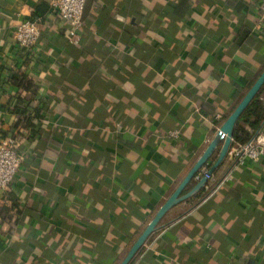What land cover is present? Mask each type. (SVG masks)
<instances>
[{
  "label": "crops",
  "instance_id": "0c3cea01",
  "mask_svg": "<svg viewBox=\"0 0 264 264\" xmlns=\"http://www.w3.org/2000/svg\"><path fill=\"white\" fill-rule=\"evenodd\" d=\"M51 3L0 0V141L25 155L0 199V264H120L263 72L260 8L86 0L71 38ZM24 18L43 26L34 56L12 37ZM213 176L130 264H264V156L227 154Z\"/></svg>",
  "mask_w": 264,
  "mask_h": 264
},
{
  "label": "built area",
  "instance_id": "2783aa9c",
  "mask_svg": "<svg viewBox=\"0 0 264 264\" xmlns=\"http://www.w3.org/2000/svg\"><path fill=\"white\" fill-rule=\"evenodd\" d=\"M260 8V18L256 25L260 29L264 25V0H256ZM86 0H52V12L62 19L68 28L71 38L80 35L84 27V9ZM43 26L40 19H21L12 31L14 41L34 56L42 38ZM179 131H171L170 135L178 136ZM228 155L235 159L237 164L247 161L257 162L264 156V132L256 133L246 142L233 140ZM25 155L18 149L16 139L9 138L0 141V199L13 188L17 175L23 168ZM207 177L208 181H214L213 173L209 168H203L196 178Z\"/></svg>",
  "mask_w": 264,
  "mask_h": 264
},
{
  "label": "water",
  "instance_id": "95a60500",
  "mask_svg": "<svg viewBox=\"0 0 264 264\" xmlns=\"http://www.w3.org/2000/svg\"><path fill=\"white\" fill-rule=\"evenodd\" d=\"M264 87V70L261 75L257 78V80L253 83L249 91L246 93L244 98L235 108V110L231 113V115L226 119L223 123L220 130L217 132L215 138L212 140L210 145L207 147L204 154L197 161V163L192 167L189 171L185 179L181 182L176 191L171 195V197L161 206V208L156 213L155 217L151 220L148 226L144 229L141 235L137 238L135 243L130 248L129 252L125 256V258L121 261L120 264H130L142 247L145 245L149 237L157 231L159 228L160 222L166 215V213L173 208L178 203L194 196L198 193L207 183V177H202L199 183L189 190L188 192H184L187 185L196 177V175L208 164L211 157L214 153L219 150L218 157L215 163L209 168V173H213L214 170L224 161L226 158L229 149L235 139V131L237 124L242 117L243 113L250 105V103L257 97L262 88Z\"/></svg>",
  "mask_w": 264,
  "mask_h": 264
},
{
  "label": "trees",
  "instance_id": "16d2710c",
  "mask_svg": "<svg viewBox=\"0 0 264 264\" xmlns=\"http://www.w3.org/2000/svg\"><path fill=\"white\" fill-rule=\"evenodd\" d=\"M38 11L40 13L42 11L44 12V10L40 6L38 7ZM38 16H40V14ZM16 110L20 111L23 115L26 116L27 115L29 116V114H31V112L27 111V108H25V106H23L22 103L17 105ZM37 113L39 115V110H37ZM263 121H264V101L261 99V93H259L257 97L250 103V105L247 107L242 117L240 118L235 131V139L237 141H242V142H246L250 140L253 137V132L258 130L262 126ZM244 123L247 126H249L252 129V131H249L244 126ZM203 188L201 189V191L204 190Z\"/></svg>",
  "mask_w": 264,
  "mask_h": 264
}]
</instances>
